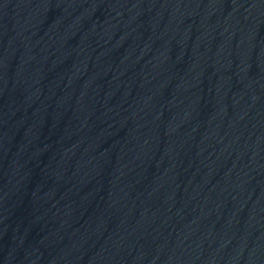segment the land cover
Returning a JSON list of instances; mask_svg holds the SVG:
<instances>
[{
    "label": "water",
    "instance_id": "water-1",
    "mask_svg": "<svg viewBox=\"0 0 264 264\" xmlns=\"http://www.w3.org/2000/svg\"><path fill=\"white\" fill-rule=\"evenodd\" d=\"M0 264H264V0H0Z\"/></svg>",
    "mask_w": 264,
    "mask_h": 264
}]
</instances>
